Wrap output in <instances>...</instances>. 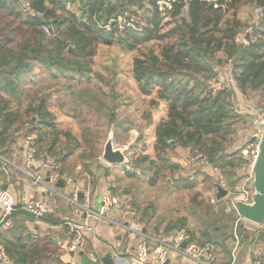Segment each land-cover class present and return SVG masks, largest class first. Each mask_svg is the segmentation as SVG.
Instances as JSON below:
<instances>
[{
	"label": "trees",
	"instance_id": "trees-1",
	"mask_svg": "<svg viewBox=\"0 0 264 264\" xmlns=\"http://www.w3.org/2000/svg\"><path fill=\"white\" fill-rule=\"evenodd\" d=\"M27 2L29 7L20 0H0V12L19 21L27 34L18 50H14L11 38L6 35L9 29H0V151L4 157H8L19 142L21 124L28 127L26 137L37 136L38 158L41 154L54 159L60 178L66 177L60 165L69 162L76 151L70 146L74 138L58 129L56 115L49 110L46 100L24 113L20 106L14 107L11 98L22 99L19 80L35 63L65 78L75 72L85 76L92 72L97 45H117L125 51H136L155 43L157 47L152 46L134 60L132 72L141 95L154 96L152 109L159 108L161 103L167 105L166 118L156 128V158L143 156L134 160L132 170H126V175L139 178L137 171L141 169L144 176L154 175L150 185L155 186L164 178V172L178 173L174 180L177 189L192 190L195 182L180 172L187 168L168 156L183 149L189 154L185 156L188 161L190 155H205L212 167L210 172L206 170L209 178L219 171L226 187H237L243 167L238 155L251 141L234 147L238 143V124L248 123L253 118L235 112L232 91L224 89L214 93L207 82L217 77V68L231 64L232 78L241 93L259 92L258 106H264V0L212 3L173 0L171 8L163 6V10L160 3L167 0ZM245 6L259 10L256 20L251 15L247 19L240 18ZM44 26L50 29V35L44 32ZM248 33L250 43L237 41ZM33 117L37 118L36 122ZM249 125H253L252 122ZM61 137L68 143L60 145ZM86 170L91 171L89 167ZM9 219L10 228L5 229L4 224L0 227V245L9 264H68L51 250L50 244L28 231L26 224L34 223L35 219L22 205L17 203ZM44 221L51 220L46 217ZM234 221V218L229 219V229L219 232L218 227L206 228L199 235L188 228V219L182 218L170 222L164 234L186 230L192 241L225 247L234 240V231L240 229L243 242L251 240L257 248L264 241L263 232L251 233L241 224L235 229ZM51 223L56 225L61 221ZM258 258L264 264V254Z\"/></svg>",
	"mask_w": 264,
	"mask_h": 264
},
{
	"label": "rangeland",
	"instance_id": "rangeland-1",
	"mask_svg": "<svg viewBox=\"0 0 264 264\" xmlns=\"http://www.w3.org/2000/svg\"><path fill=\"white\" fill-rule=\"evenodd\" d=\"M250 15L256 20L258 17L256 9L251 6L243 7L240 18L247 19ZM4 28L9 29L6 35L12 40V48L18 50L27 37L26 29L19 21L1 11L0 29ZM9 31H11L10 34H8ZM46 34L50 35V32ZM152 46L157 47V44L150 43L136 51H125L117 45H97V54L92 61V72L85 76L75 72L65 78L35 63L31 71L19 80L22 99L8 98L12 99L14 107L20 106L22 113L42 100L47 101L49 110L56 115L58 129L70 133L74 138L70 146L76 151L68 162L72 168L79 164L85 166L88 163L97 174L104 176L105 174L99 169L101 163L106 164L102 159L104 146L112 137L116 148L123 150L128 159V162L120 167L119 174H122L125 169L132 170L131 163L134 160L143 156L151 159V118L155 110L159 108H151L154 96L141 95L132 70L134 60L142 52L149 51ZM228 90L233 92L232 104L236 112L241 106L235 102L234 95L235 92L241 91L235 81ZM249 95H244L247 99L242 104V107L248 111L254 108L253 104L258 106L260 101L259 92ZM256 96L258 101L252 99ZM112 114L113 117H111ZM252 118L248 123L243 121L238 124L236 140L239 144H247L249 138L258 131L256 119ZM27 121L25 118L26 123ZM249 122L253 125H249ZM27 129V125L21 124L17 137H26ZM60 140L62 146L68 143L64 137ZM93 164H99V166L94 167ZM187 167L185 171L180 172L195 182L196 187L192 190L177 189L174 180L178 177V173L173 175L168 174L169 172H164V178H161L157 185L151 186L150 181L154 175L150 173L144 176L140 169L137 171L140 174L139 178H130L125 173L118 175L121 179L116 177V184L119 186L116 187L115 194L118 197L127 195L129 208L139 204L145 214L149 213L151 217L156 218L152 226L151 217L143 218L146 223H150L149 231H153L154 226L164 231L170 222L182 218H187L188 228L198 232L199 235L206 228L218 227L219 232L221 229H229L230 227L227 226H231L230 218L235 219L233 225L237 229L236 215L222 213L226 200L216 202L214 184H219V177L214 175L213 178H209L203 167H193L190 164ZM82 170L76 172H83ZM82 175L83 173L76 174L79 178ZM241 181L237 186L242 183ZM108 215L109 213H106V217ZM239 224L245 229V226H250L247 221H240ZM255 229L251 232H256L258 235L264 233V225L255 226ZM235 235L241 244L243 239L240 229L239 232L234 231L232 241L234 243H236Z\"/></svg>",
	"mask_w": 264,
	"mask_h": 264
},
{
	"label": "crops",
	"instance_id": "crops-1",
	"mask_svg": "<svg viewBox=\"0 0 264 264\" xmlns=\"http://www.w3.org/2000/svg\"><path fill=\"white\" fill-rule=\"evenodd\" d=\"M237 41L245 45L248 44L245 40V36H240ZM220 69L221 76L224 79L232 78V75L229 72V70L232 71L231 65H226ZM234 99L235 102L241 106L240 108H242L243 101L247 99V96L245 97L241 94V92H235ZM252 99H256L258 101L257 96ZM166 113L167 105L161 103V107H159L158 110H155L151 118V159L156 158L154 151L156 143V128L166 118ZM247 115L256 119V117L251 113H245L241 116ZM18 139L20 140L21 138ZM239 145L240 144L238 142L234 147L238 148ZM188 155L189 154L186 150L177 149L176 153H169L168 156L183 164L185 168H188L187 166L189 163L186 159ZM5 158L12 165L0 164V187L6 186L7 190L13 193L19 205H22V202L29 198L45 200L50 204L51 212L47 217L54 222L61 221L60 224L54 225L51 221L47 222L43 219L42 221L35 220L34 223H27L26 227L31 234L37 236V238L41 241L50 244L51 250L62 256L64 262L68 264H104L103 259L110 255L112 264H133L136 245L140 241L133 231H125L110 222L94 220L92 222L94 231L86 234V245L84 250L78 253H69L67 246L73 235L70 229L65 226L67 221L74 218L73 207L67 199L72 197V191L76 187L83 188L84 192H90L92 194V206L98 210L100 207L101 196L104 191L111 189L115 194V189L119 186V184H116V177L124 173L126 174V169L122 174H119L120 167L122 166H110L107 163H101L99 170L105 174L103 176V174H97V172L93 170L91 164L86 163L87 166L79 164L75 166V168H72L67 162L64 166L60 165V167L66 171V177H64V179L60 178L64 181V184L58 186L57 182L53 188L56 193H50L43 186L33 185L27 175L23 172L25 169L24 149L20 142L13 147V151L9 157ZM39 160L54 162L53 158L45 155L41 156V154ZM93 166L98 167L99 164H93ZM87 167H89L91 171H87ZM18 168L21 171L18 170ZM81 169H83V172H76ZM205 169L207 172L212 170L211 168ZM77 173H83L82 177L79 178L76 176ZM215 175L217 176L216 173ZM49 176L50 172L48 171L45 173L46 182L49 179ZM117 179L120 180L121 176H118ZM115 195L118 196L117 194ZM120 198L122 201V207L117 210H112L107 216L108 220H111L116 224L119 223L122 225H129L135 231H142L152 238H158L160 240L170 238L179 231L177 230L172 232L168 236L164 234L163 230H160V228L156 226H154L153 231H149L148 226H150V223H146L143 218L148 217L149 219L152 215L149 213L145 214L139 204H137L134 208H129L127 205V202L129 201L127 195ZM155 219L156 218L151 217V226ZM1 222L2 213L0 211V227L3 225ZM245 227L248 229V226ZM4 228L8 229L6 227ZM259 244L260 245L256 248V246L252 245L251 240L247 239L245 242H242L237 249H235V243L230 242L227 243L225 247L213 246V250H211L210 253L214 258V264H251L253 258L261 255V253L264 254V241ZM172 263L182 264L183 262L180 257H177L172 261Z\"/></svg>",
	"mask_w": 264,
	"mask_h": 264
},
{
	"label": "built area",
	"instance_id": "built-area-1",
	"mask_svg": "<svg viewBox=\"0 0 264 264\" xmlns=\"http://www.w3.org/2000/svg\"><path fill=\"white\" fill-rule=\"evenodd\" d=\"M24 2L26 7H29L27 0H20ZM173 0H167V2L160 3V10H163V6L170 9ZM217 0H207V2L212 3ZM259 13V10H256ZM44 32L49 33L50 29L47 26L43 27ZM231 73V70H229ZM217 77L208 80V87L214 92H220L224 89L228 90L229 86L234 83V79H224L221 76V71L219 68L216 69ZM236 83V82H235ZM253 104V103H252ZM254 108L250 111L245 108H238L236 113L243 115L245 113H251L257 119V125L264 127V109L253 104ZM264 132L257 131L249 139L250 143L244 148L238 155L243 160V167L239 171V176L241 182L239 186L235 188H227L224 183V178L219 171H216L217 177H219V185H222L226 190H228V195L221 201L226 200V205L222 209L225 215L234 214L237 217L236 224L238 225L240 221H245L239 214L237 209L238 203L251 204L252 198L255 193L253 186L254 182V168L258 161L259 151H260V140ZM255 139V141H253ZM20 144L24 149V173L30 179L33 185L43 186L50 193L56 191L53 189L60 175L56 172L57 168L54 162L39 160L38 154V138L36 135H31L27 137H22L19 140ZM18 142V143H19ZM115 149L116 145L114 144ZM188 163L193 167H203L212 168L205 155L197 153L189 157ZM0 164H10L12 165L0 151ZM18 170H20L18 168ZM34 170V171H32ZM21 171V170H20ZM50 172L48 177L50 182L45 181V173ZM82 194V196H81ZM68 202L73 207L74 218L65 223L73 237L69 241L67 250L69 253H78L83 251L86 245V234L93 232L92 222L94 220H99L102 222H110L124 229L125 231H133L135 235L139 238V242L136 245L135 256L133 259V264H175L172 263L174 259L180 257L182 264H214V258L211 255V250H213V245L209 242L204 244L195 242L191 240L189 233L186 230H179L170 238L158 239L152 238L142 231H135L129 225H122L119 223H114L108 220L106 213H110L114 209H119L122 207L121 198L116 196L111 189L104 191L101 196V202L99 209H95L92 206V194L90 192H84L83 188L76 187L72 191V197L67 199ZM221 201L217 200V203ZM17 207V201L13 193L9 190H2L0 187V211L2 213V222L4 227L9 228L12 226V222L9 219L10 216L15 212ZM22 209L30 214L36 221H42L46 218L50 212V204L45 200L29 198L22 202ZM247 230L255 231V226L252 223L247 222ZM256 233V232H253ZM236 243L235 249L240 245V240L235 235ZM186 246L183 247V244ZM254 259V258H253ZM0 264H9V261L4 254L3 248L0 245ZM178 264V263H176ZM251 264H262V261L255 258V261Z\"/></svg>",
	"mask_w": 264,
	"mask_h": 264
},
{
	"label": "water",
	"instance_id": "water-1",
	"mask_svg": "<svg viewBox=\"0 0 264 264\" xmlns=\"http://www.w3.org/2000/svg\"><path fill=\"white\" fill-rule=\"evenodd\" d=\"M245 40L250 43V34H246ZM72 50L71 48L69 49ZM36 117L33 121H36ZM258 130L264 132V127L259 126ZM255 141V139L253 140ZM172 143V142H171ZM102 159L105 163L110 166H123L128 162L127 156L121 149H115L114 140L111 137L104 146ZM49 182V179L47 180ZM64 184V181L60 179L57 183L58 186ZM253 186L255 193L252 198L251 204L238 203L237 209L240 216L247 222L252 223L257 226L264 225V133L260 140V151L258 161L254 168V182ZM216 198L221 201L228 195V190H226L222 185L216 184ZM2 190H7L6 186L1 187ZM186 243L183 244V247ZM104 264H112L111 256L108 255L103 259Z\"/></svg>",
	"mask_w": 264,
	"mask_h": 264
}]
</instances>
